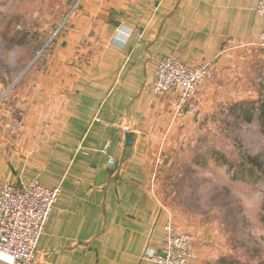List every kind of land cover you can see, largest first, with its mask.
Masks as SVG:
<instances>
[{"label":"crops","instance_id":"0c3cea01","mask_svg":"<svg viewBox=\"0 0 264 264\" xmlns=\"http://www.w3.org/2000/svg\"><path fill=\"white\" fill-rule=\"evenodd\" d=\"M258 4L74 5L66 29L0 106V189L5 180L61 187L37 244L38 264H157L148 252L162 248L169 221L192 235V264L223 263L229 245L219 229L165 206L154 169L174 136L264 94ZM168 56L212 65L194 98L196 114L186 120L173 118L176 93L153 89ZM0 264H14L13 257L0 251Z\"/></svg>","mask_w":264,"mask_h":264},{"label":"rangeland","instance_id":"374dc122","mask_svg":"<svg viewBox=\"0 0 264 264\" xmlns=\"http://www.w3.org/2000/svg\"><path fill=\"white\" fill-rule=\"evenodd\" d=\"M78 1L0 0V106L66 29ZM257 101L174 136L155 176L165 206L219 229L229 245L222 264H264V94Z\"/></svg>","mask_w":264,"mask_h":264},{"label":"built area","instance_id":"2783aa9c","mask_svg":"<svg viewBox=\"0 0 264 264\" xmlns=\"http://www.w3.org/2000/svg\"><path fill=\"white\" fill-rule=\"evenodd\" d=\"M257 10L264 19V0H259ZM256 44L264 53V25ZM212 76L211 62L188 64L177 56H168L158 64L153 89L158 93H176L171 101L173 118L183 120L196 114L194 98L199 87ZM110 162L115 159L110 158ZM162 163L161 158L156 160L155 175ZM60 193V186L49 188L38 180L28 185L10 180L2 183L0 251L10 254L14 264H38L37 244ZM192 243L191 234L180 231L169 221L162 248L148 253L157 264H192L197 256Z\"/></svg>","mask_w":264,"mask_h":264},{"label":"water","instance_id":"95a60500","mask_svg":"<svg viewBox=\"0 0 264 264\" xmlns=\"http://www.w3.org/2000/svg\"><path fill=\"white\" fill-rule=\"evenodd\" d=\"M131 136V134L129 133L128 134V137H127V139H128V141H129V143H131L132 141H131V139H129V137Z\"/></svg>","mask_w":264,"mask_h":264},{"label":"trees","instance_id":"16d2710c","mask_svg":"<svg viewBox=\"0 0 264 264\" xmlns=\"http://www.w3.org/2000/svg\"><path fill=\"white\" fill-rule=\"evenodd\" d=\"M58 34H59V33H58ZM58 34H57V35H58Z\"/></svg>","mask_w":264,"mask_h":264}]
</instances>
